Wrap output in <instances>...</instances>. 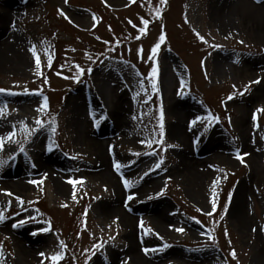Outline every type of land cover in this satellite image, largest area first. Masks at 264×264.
<instances>
[{
  "label": "rangeland",
  "instance_id": "obj_1",
  "mask_svg": "<svg viewBox=\"0 0 264 264\" xmlns=\"http://www.w3.org/2000/svg\"><path fill=\"white\" fill-rule=\"evenodd\" d=\"M3 44L0 264H264V0H0Z\"/></svg>",
  "mask_w": 264,
  "mask_h": 264
},
{
  "label": "snow or ice",
  "instance_id": "obj_2",
  "mask_svg": "<svg viewBox=\"0 0 264 264\" xmlns=\"http://www.w3.org/2000/svg\"><path fill=\"white\" fill-rule=\"evenodd\" d=\"M65 2L67 3V0H65ZM132 2H135V0H132ZM257 2L259 3V2H261V0H257ZM161 3H167V0H161ZM60 14H61V15H64L63 12H61ZM157 15H159V9H157ZM65 18L68 19L66 16H65ZM94 19H95V17H94ZM141 23H142L143 25H145V27H147V25L149 24V21H148V20H145V19H142V20H141ZM140 31L143 33V32H144V29H140ZM197 36H198V38H199L201 41H204V38H203L202 36H199L198 33H197ZM164 39H165V36L162 34V35L159 37V40H160L161 42H163ZM204 42H206V41H204ZM241 43H243V42L241 41ZM159 47H160V43H157V44L152 48L151 51H152L153 55H155V53H156V51H157V49H158ZM29 51L32 52V54H33L34 57L37 55V54H36V51H35V46H33L32 48H30ZM151 58H152V57H150V59H151ZM50 64H51V59L49 58V66H50ZM36 67H37V69L40 68V61H39V58H38V57H37V60H36ZM77 70H78V74H79L80 72L83 71L82 69H79L78 66H77ZM89 71H90V70H89ZM157 72H158L157 65H156V64H153L152 69H151V74H150V75L152 76V78H153V83H152V88H153V90H156V89H157V85H156V82H155V77H156V75H157ZM37 74L40 75L41 73L37 72ZM256 82L258 83L259 81H256ZM246 90H247V88L245 89V91H246ZM0 91H3V90L0 89ZM137 95H138V93H137ZM240 95H243V93H240ZM232 98H233V97H232L231 95L228 97L229 100L232 99ZM42 110H47V98H46V97H45V99H44V102L41 104L40 108L37 109L38 112H39V111H42ZM260 112H264V109H257L256 112L253 113V117H252V118H253V121H254V122L257 121V119H258L257 114L260 113ZM3 114H4V108H0V115H3ZM134 119H135V117H134ZM200 119H201V118L197 117L196 119H194L193 121H191V122H190V127H191L192 125H195ZM206 119H207L209 122H211V121H213V120H217L218 118L209 115L208 117H206ZM159 120L161 121V123H160V125H159V127H160V137H161V139H160V140H157V141H155V142H157V143H162V142H163V141H162V137H163V123H162V121H163V113H162V111H161V114H160V116H159ZM35 124H36V125H39L40 127H43V122H42L40 119H37V120L35 121ZM55 130H56L55 127H53V128H52V131L55 132ZM204 130H205V131L208 130V126H207V125L204 126ZM33 131H34V130H33ZM31 134H32V132L30 131V132H29V135H31ZM14 135H15V133H9L7 139L10 141ZM152 143H153V141H149V142H148V147H151V146H152ZM4 144H5V139H4V138H0V150H3ZM169 147H172V145H169ZM20 151H21V152H24V151H25V149H24L23 146L20 147ZM49 151H51V147H49ZM244 155H247V154H244ZM14 158H15L14 156H13V157H9V159H14ZM236 158H237L238 160H240L241 163H244L243 157L240 155L239 152H237ZM6 163H7V161L0 160V168H2ZM162 163H163V159L161 158V160L156 164V167H157V168L160 167V165H161ZM113 167H114L115 170L119 171L121 165H120L119 163H115V162H114ZM147 174H148V173H145L144 175H147ZM225 179H226V176H225ZM31 182H32V183H36V181H31ZM217 182H218V181H213V185H215ZM69 183H73V184H75V183H77V182L69 181ZM123 183H124L125 188L131 187V182H129L128 180H124ZM161 194H162V193H158L157 195H161ZM8 195H11V193H8ZM229 195L231 196V193H230ZM150 198H151V197H150ZM17 199H18V201H19V198H17ZM128 199H129V200L133 199V196H132V195H129V196H128ZM19 202H22V201H19ZM62 206H66V205H62ZM216 208H217V204H216L215 201H213V202H212V211H211V212H207V213H205V215L211 216V215L213 214V212H215ZM197 211H200V209H197ZM226 211H227V204L225 205V212H226ZM4 219H5L4 213H3V211H0V222H3ZM29 219H32V218L29 217ZM221 219H223V214H221ZM24 223H25V221H23V220L19 221V224H20V225H23ZM197 223H199V221H197ZM17 226H18V225H16V224L13 225L14 228L17 227ZM140 227L143 229V222H142V221L140 222ZM48 230H49V229H45V231H48ZM261 230L264 231V226H261ZM147 231L150 233L152 230H151V229H148ZM175 231H177V232H183L184 229H183V228H176ZM253 231H255V229H253ZM225 234H227V232H226ZM210 238H211V237H210ZM60 246H61L62 249L66 247V245L63 244V242H61V245H60ZM100 247H103V245H101ZM168 247H170V245H168V244H164V245H163V248H168ZM163 248H161V249H148V248H145V249H144V252H145V254H147L149 251H152V252L162 251ZM40 255H41V256H44V253H40ZM230 255H232V257H233L234 259L236 258V254H235L234 251H233L232 253H230ZM62 258H63V253H62V252H58V253L52 255L49 259H51V261L53 262V264H58V261L61 260ZM124 264H127V262L125 261Z\"/></svg>",
  "mask_w": 264,
  "mask_h": 264
},
{
  "label": "bare ground",
  "instance_id": "obj_3",
  "mask_svg": "<svg viewBox=\"0 0 264 264\" xmlns=\"http://www.w3.org/2000/svg\"><path fill=\"white\" fill-rule=\"evenodd\" d=\"M111 1H119V0H111ZM224 2H227V0H224ZM217 22H218L219 26L223 30L229 28V26L227 25V20H222V19H220L218 17L217 18ZM2 46H3L2 48L0 47V66H4V67H7L8 66L9 67L10 64L12 65L14 63H18L19 65L20 64L22 65L20 59L19 60L17 58L16 59L15 58L13 59L10 56V53H9V49L8 48H11V47H8L7 49H3V48H6V46H8V44H3ZM100 93H101V96L103 97V99L105 100L107 94L104 91H101ZM82 106H83V104H82ZM80 110H81L80 108H77V109H74L73 112H72V116L74 118L75 124H78L79 118L81 117V114H80L81 111ZM102 145H103L102 143H98V142H96L95 144H93V147H95L96 152L98 153L97 155L100 158L102 157V148H103ZM207 146H208V148H207L208 150L214 149L215 143H214L213 139L211 140V142H209V144ZM106 147H107V145H106ZM106 150H109V149L106 148ZM37 164H38L37 165L38 166L37 168H38L39 172L42 173V174H44V175H46L47 177H49L53 181V183H54L56 189L58 190V192L65 193L66 192V188L61 183L62 177L60 176V174L59 175L58 174L56 175L55 173L52 172L53 170H59L60 165H58L57 163L52 162V161H47L45 159L44 160L43 159H38ZM200 173L197 176L199 178L201 177L200 175H203L204 174L203 173V170ZM193 174L197 175L196 173H193ZM106 178L109 179V177H106ZM191 178L192 179L195 178L194 175H192ZM6 183H7L6 185H9V186L13 187L17 191H23L24 190V186L21 183H18L17 181H13V182L10 181V182H6ZM158 218H156V220Z\"/></svg>",
  "mask_w": 264,
  "mask_h": 264
}]
</instances>
